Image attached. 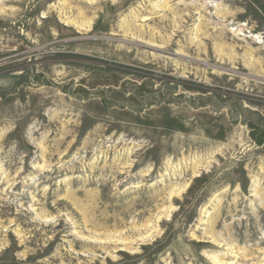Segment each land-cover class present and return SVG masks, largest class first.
Listing matches in <instances>:
<instances>
[{
	"label": "rangeland",
	"instance_id": "374dc122",
	"mask_svg": "<svg viewBox=\"0 0 264 264\" xmlns=\"http://www.w3.org/2000/svg\"><path fill=\"white\" fill-rule=\"evenodd\" d=\"M0 264H264V0H0Z\"/></svg>",
	"mask_w": 264,
	"mask_h": 264
}]
</instances>
